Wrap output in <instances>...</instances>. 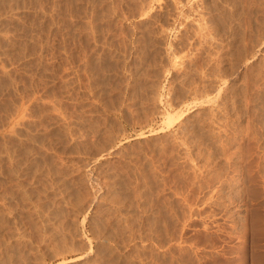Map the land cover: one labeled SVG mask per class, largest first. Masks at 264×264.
<instances>
[{"label":"rangeland","instance_id":"obj_1","mask_svg":"<svg viewBox=\"0 0 264 264\" xmlns=\"http://www.w3.org/2000/svg\"><path fill=\"white\" fill-rule=\"evenodd\" d=\"M0 264H264V0H0Z\"/></svg>","mask_w":264,"mask_h":264},{"label":"bare ground","instance_id":"obj_2","mask_svg":"<svg viewBox=\"0 0 264 264\" xmlns=\"http://www.w3.org/2000/svg\"><path fill=\"white\" fill-rule=\"evenodd\" d=\"M116 201V200H115ZM120 204V203H119ZM119 206V205H118ZM128 210V209H127ZM123 211V210H122ZM67 249V248H66Z\"/></svg>","mask_w":264,"mask_h":264}]
</instances>
